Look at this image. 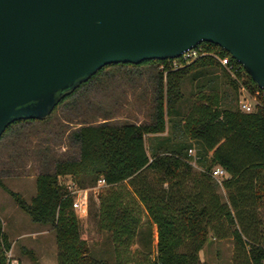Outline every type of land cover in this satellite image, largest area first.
Returning <instances> with one entry per match:
<instances>
[{
	"label": "trees",
	"instance_id": "trees-1",
	"mask_svg": "<svg viewBox=\"0 0 264 264\" xmlns=\"http://www.w3.org/2000/svg\"><path fill=\"white\" fill-rule=\"evenodd\" d=\"M200 43L204 48L229 54L237 65L240 80L251 88L260 87L227 48L211 40ZM178 56L117 62L131 65L156 62L159 66L152 121L117 122L106 118L76 126L73 134L80 141L79 155L56 160L52 171L38 172L36 192L30 199L0 177V184L33 220L52 225L59 247L58 264H210L200 255L210 230L219 237H233L232 264H264V220L260 215L264 206V106L253 110L237 106L239 81L213 54H201L175 64ZM113 63L116 64H104L59 102ZM217 69L232 95L227 89L222 93L217 87L206 89L201 86L204 83H199L190 108L181 115L178 103L185 96V77L197 78L205 71ZM28 119L36 118L15 119L4 132L13 123ZM168 120L174 129L179 126L184 135L167 134L150 154L146 134L164 131ZM195 141L204 166L198 170L194 169L188 152ZM216 164L229 173L223 178L226 200L212 176ZM67 176L80 187L94 186L99 177L105 178L98 186L95 213L100 226L110 231L115 243L114 261L109 256L94 254L81 235L80 217L73 206L74 192ZM125 179L133 189L126 187ZM144 209L150 219H143ZM146 222L149 228L142 231L140 226ZM152 223H156L158 235L154 255ZM138 233H144L146 242V248L140 250L142 256L123 260V252L136 241ZM11 246L0 215V264H11L8 255Z\"/></svg>",
	"mask_w": 264,
	"mask_h": 264
},
{
	"label": "water",
	"instance_id": "water-1",
	"mask_svg": "<svg viewBox=\"0 0 264 264\" xmlns=\"http://www.w3.org/2000/svg\"><path fill=\"white\" fill-rule=\"evenodd\" d=\"M227 48L264 85V0H0V136L106 63Z\"/></svg>",
	"mask_w": 264,
	"mask_h": 264
},
{
	"label": "rangeland",
	"instance_id": "rangeland-1",
	"mask_svg": "<svg viewBox=\"0 0 264 264\" xmlns=\"http://www.w3.org/2000/svg\"><path fill=\"white\" fill-rule=\"evenodd\" d=\"M115 63L108 65L73 95L58 102L46 117L39 116L34 117L36 119L13 123L1 134L0 177L10 188L30 199L36 192L38 172L52 171L58 159L77 157L80 152V141L73 134V130L80 124L96 123L106 118L117 122L125 120L143 122L154 119L159 66L156 62H144L138 65ZM199 83H204L201 86L206 89L217 87L222 93L225 89L231 92L218 69L205 71L197 78L188 75L183 80L185 96L178 103L181 115L190 108L199 89ZM230 94L232 95V92ZM231 104H234V100ZM178 116L174 117L178 118ZM171 123L172 121L168 120L167 131L164 133L146 134L149 150H151L150 144H154L160 135L183 134L179 126L174 129ZM193 146L191 152L199 158L196 141ZM194 163L200 168L199 160H194ZM66 181L71 182L70 176H67ZM218 189L222 199L226 200L227 190L220 181ZM98 190V185L86 188L88 201L86 212L76 208L80 217L81 235L87 239L94 254L109 256L114 261L115 243L110 231L100 226L95 213ZM0 215L4 229L12 242L9 258L13 264H58L59 247L52 225L33 220L1 184ZM260 215L264 220V206L260 208ZM148 218L147 215L143 217L144 220ZM151 227L153 230L151 254L154 255L158 239L156 223H152ZM140 228L146 231L149 224L146 222ZM143 238L144 233H138L136 241L123 252V260L127 257L133 259L142 256L140 250L146 248ZM234 248L235 241L232 236L219 237L210 230L209 238L201 248L200 255L210 264H232Z\"/></svg>",
	"mask_w": 264,
	"mask_h": 264
},
{
	"label": "built area",
	"instance_id": "built-area-1",
	"mask_svg": "<svg viewBox=\"0 0 264 264\" xmlns=\"http://www.w3.org/2000/svg\"><path fill=\"white\" fill-rule=\"evenodd\" d=\"M210 53L219 59V61L224 65V67L239 81L238 96L236 99L237 106L242 110H253L259 106H264V85H260L257 88H251L245 82L241 81L237 74V65L231 59L229 54L221 53L220 49H208L204 48L203 45L199 42L196 45H193L185 49L180 56L175 58V64L180 63L183 59L189 60L195 58L201 54ZM225 171V168L222 165H216L212 169V173L216 174L219 172ZM105 181L104 177H99L96 185H100ZM94 185V186H96ZM70 188L74 192L73 206L80 208L82 211H87V187L78 186L73 180L69 183ZM78 193V194H77ZM77 194V195H76ZM10 251V250H9ZM9 255V252H8ZM11 264H13L11 262Z\"/></svg>",
	"mask_w": 264,
	"mask_h": 264
},
{
	"label": "crops",
	"instance_id": "crops-1",
	"mask_svg": "<svg viewBox=\"0 0 264 264\" xmlns=\"http://www.w3.org/2000/svg\"><path fill=\"white\" fill-rule=\"evenodd\" d=\"M166 131H167V128H166L164 131L150 132V133L159 134V133H164V132H166ZM168 134H169V133H168ZM173 134H174V133H173ZM173 134H172V135H173ZM175 134H176V133H175ZM166 135H167V134L158 136L157 139H156V142H155L154 144H150V149H151V150H149V146H148V144L146 143V146H147L148 152H149L150 154L152 153L153 150L156 149V147L159 145L160 141H162L163 138H164ZM177 136H178V135H177ZM178 137H181V136H178ZM173 139H175V137L172 136V140H173ZM145 142H146V139H145ZM193 145H194V144H193ZM193 145L190 146L189 149H188L189 154L192 155L190 159H191V161H192V163H193V165H194V169H195V170H196V169H197V170H198V169H202L204 166H203V164L200 162L198 156L195 155V154H193V153L191 152V150H193V147H194ZM194 160H196V161L199 160L200 168H197V167L195 166ZM216 165H220V164H216ZM216 165H215V166H216ZM215 166H214V167H215ZM214 167H213V168H214ZM150 172H151V171H150ZM228 174H229V173L225 170V171H223V172H219V173H216V174H213V173H212V176H213V178H214L215 180H217L218 182L220 181V184L223 185V178L226 177V176H228ZM189 182H190V181H189ZM124 183H125V185H126L127 188L133 189V187H132V185L130 184V182L128 181V179H125V180H124ZM223 186H224V185H223ZM224 187H225V186H224ZM217 189H218V185H217ZM218 191H219V189H218ZM219 192H220V191H219ZM223 200H224V199H223ZM146 215H147L148 217H150L148 211H147L146 209H144V211H143V217L146 216Z\"/></svg>",
	"mask_w": 264,
	"mask_h": 264
}]
</instances>
